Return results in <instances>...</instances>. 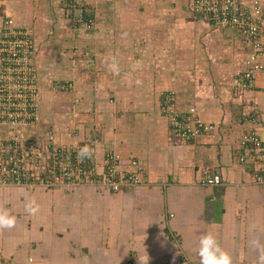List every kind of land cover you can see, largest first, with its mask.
<instances>
[{
    "label": "crops",
    "instance_id": "crops-1",
    "mask_svg": "<svg viewBox=\"0 0 264 264\" xmlns=\"http://www.w3.org/2000/svg\"><path fill=\"white\" fill-rule=\"evenodd\" d=\"M82 2L74 23L64 18V0H0V26L8 16L33 36L40 122L28 131H50L56 144L86 143L96 173L115 153L118 169L141 182L117 192L0 187V211L15 217L14 227L0 229V264H199L204 233L231 264H261L259 160L238 156L242 136L264 123V71L238 91L246 48L232 30L194 13L192 0ZM259 136L263 153L264 129ZM206 174L222 182L204 184Z\"/></svg>",
    "mask_w": 264,
    "mask_h": 264
},
{
    "label": "built area",
    "instance_id": "built-area-1",
    "mask_svg": "<svg viewBox=\"0 0 264 264\" xmlns=\"http://www.w3.org/2000/svg\"><path fill=\"white\" fill-rule=\"evenodd\" d=\"M77 1V0H72ZM194 13L208 18L214 27L232 30L247 49L244 69L235 79L238 91L254 86L257 73L264 71V27L260 2L254 0L244 5L238 0H192ZM34 41L28 28L18 27L10 17L0 26V187L18 186L27 189L42 187L69 188L78 185L102 186L113 191L139 184L140 177L118 169V156L108 153L102 173H96L93 148L85 144L61 145L54 142L50 131L35 135L19 134L29 126L40 122V86L34 63ZM264 93V83L262 85ZM161 111L174 126L175 111L168 102L162 103ZM197 123V128L202 127ZM188 128V127H185ZM193 132L198 133V129ZM210 131V125L202 127ZM264 123L245 133L239 145L241 163L259 161L255 182L264 189L263 139L259 130ZM185 132L181 134L185 136ZM87 147L90 155L81 159L77 153ZM222 182L220 175H208L207 185Z\"/></svg>",
    "mask_w": 264,
    "mask_h": 264
},
{
    "label": "clouds",
    "instance_id": "clouds-1",
    "mask_svg": "<svg viewBox=\"0 0 264 264\" xmlns=\"http://www.w3.org/2000/svg\"><path fill=\"white\" fill-rule=\"evenodd\" d=\"M115 71V65H112ZM77 155L83 159L90 155L89 149L85 146L79 150ZM27 211L34 214L38 211V206H29ZM15 225V217L8 214L7 210L0 211V229H10ZM199 246L196 250L199 264H231V257L224 252L213 235L204 233L200 236ZM255 243V241L253 242ZM261 264H264V257L261 258Z\"/></svg>",
    "mask_w": 264,
    "mask_h": 264
},
{
    "label": "rangeland",
    "instance_id": "rangeland-1",
    "mask_svg": "<svg viewBox=\"0 0 264 264\" xmlns=\"http://www.w3.org/2000/svg\"><path fill=\"white\" fill-rule=\"evenodd\" d=\"M68 2V3H67ZM64 3H67V4H69V6L67 5L66 6V8H67V15L66 16H64V18L66 19V20H69V21H72V22H74V23H80V21H81V16H80V12H81V9H82V5H83V2L81 3V0H77V1H72L71 3H69V0H64ZM64 3H62V6H63V4ZM75 13H78V16H75ZM5 17H8V16H5ZM5 17L3 18V20L5 19ZM12 19V18H11ZM13 20V19H12ZM13 23H14V21H13ZM239 43V42H238ZM242 46V44H240L239 43V53L241 52V56H243V53H244V49H243V46ZM245 47V46H244ZM246 48V47H245ZM246 51H247V49H246ZM35 127V126H34ZM30 128H33V126H29V127H27V128H25V130H26V132L22 129V130H20L19 131V134H22V135H29V131L28 130H30ZM35 129V128H34ZM33 129V130H34ZM35 131V130H34ZM33 132V131H32ZM45 134V132L43 133V135ZM30 135H35V132H33V133H31Z\"/></svg>",
    "mask_w": 264,
    "mask_h": 264
},
{
    "label": "trees",
    "instance_id": "trees-1",
    "mask_svg": "<svg viewBox=\"0 0 264 264\" xmlns=\"http://www.w3.org/2000/svg\"><path fill=\"white\" fill-rule=\"evenodd\" d=\"M260 161V160H259ZM261 162V161H260ZM44 189H46V188H44Z\"/></svg>",
    "mask_w": 264,
    "mask_h": 264
}]
</instances>
